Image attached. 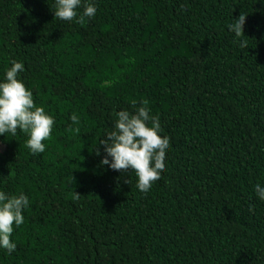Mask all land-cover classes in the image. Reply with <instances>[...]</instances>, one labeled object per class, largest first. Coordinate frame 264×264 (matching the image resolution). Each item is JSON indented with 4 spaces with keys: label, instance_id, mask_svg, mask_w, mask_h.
I'll use <instances>...</instances> for the list:
<instances>
[{
    "label": "trees",
    "instance_id": "1",
    "mask_svg": "<svg viewBox=\"0 0 264 264\" xmlns=\"http://www.w3.org/2000/svg\"><path fill=\"white\" fill-rule=\"evenodd\" d=\"M94 3L67 22L54 0H0V77L22 62L55 120L40 154L0 136V190L30 201L0 264H264V0ZM142 102L170 140L147 193L99 146Z\"/></svg>",
    "mask_w": 264,
    "mask_h": 264
},
{
    "label": "clouds",
    "instance_id": "2",
    "mask_svg": "<svg viewBox=\"0 0 264 264\" xmlns=\"http://www.w3.org/2000/svg\"><path fill=\"white\" fill-rule=\"evenodd\" d=\"M54 17L71 22H82L85 18L95 17L97 7L94 0H54ZM83 8L82 14L80 9ZM247 15H240L228 25V30L236 37L243 35ZM242 47L247 45L240 41ZM24 64L12 61L0 77V136L17 131L27 134V147L33 154L45 152L55 124L54 117L44 107L34 102L33 92L25 85L19 74L24 71ZM132 111L121 110L116 113L112 131H106L99 146L104 149L101 165L121 173L134 172L137 178L136 188L147 193L163 179L166 171L167 154L170 140L163 136L158 116L151 115L146 102ZM78 123V117H71ZM96 155H100L96 150ZM255 194L264 201V185L255 184ZM27 195H10L0 190V249L8 254L14 252L17 244L11 239L14 229L24 223V211L29 207Z\"/></svg>",
    "mask_w": 264,
    "mask_h": 264
}]
</instances>
